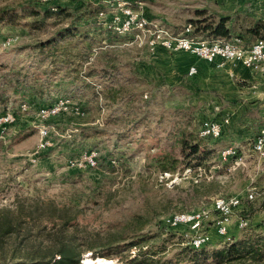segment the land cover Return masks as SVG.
Segmentation results:
<instances>
[{
    "label": "rangeland",
    "instance_id": "obj_1",
    "mask_svg": "<svg viewBox=\"0 0 264 264\" xmlns=\"http://www.w3.org/2000/svg\"><path fill=\"white\" fill-rule=\"evenodd\" d=\"M84 2L92 6L78 12ZM243 2L264 7V0ZM118 7L176 36L200 18L198 11L222 16L217 0H0V11L10 12L0 21V264L46 260L60 250L75 257L73 264H130L140 250L162 251L164 242L152 264H193L178 262L190 247L189 230L166 223L199 210L210 213L211 235L200 248L264 238V156L254 148L264 101L240 110L236 123H225L222 109V139L202 138L213 120L196 102L192 77L173 62L185 52L151 50L149 39H135L138 31L114 33L107 21ZM255 10L230 15L236 23L227 40L264 42L256 41L264 29L260 36L247 32L264 24V10ZM68 28L70 36L58 35ZM194 145L199 154L188 156ZM228 149L234 154L224 155ZM236 196L243 205L225 242L216 234L214 202ZM143 236L158 238L116 252Z\"/></svg>",
    "mask_w": 264,
    "mask_h": 264
},
{
    "label": "built area",
    "instance_id": "obj_2",
    "mask_svg": "<svg viewBox=\"0 0 264 264\" xmlns=\"http://www.w3.org/2000/svg\"><path fill=\"white\" fill-rule=\"evenodd\" d=\"M42 2L49 3L52 0H41ZM102 18H107L102 14ZM133 24H154L148 18L140 14H122L118 12L117 15L111 16V19L107 21L109 29L115 33L116 27H127V34H129V27ZM192 26L184 32H192ZM147 38H149V48L156 50L162 48L169 53L185 52L194 55L206 62L214 63L216 60H220V66L231 64L234 67H243L253 72H261L264 74V42L254 43V45H244L240 40H234V48H227L222 45H197V43H179V35L171 33V37H164L163 30L156 29L155 32H147ZM137 40V36H135ZM9 41V40H8ZM8 45V43H6ZM198 73L196 67H192L189 70V76L193 77ZM64 104V103H63ZM229 121L226 120L225 123ZM223 126L216 121H206L201 130V137L218 140L222 137ZM255 151L261 156H264V129L261 131L259 137L255 142ZM234 153H227L224 155H231ZM242 159H238L237 165H240ZM95 165V163H92ZM254 193L247 195V200H254ZM243 200L236 196L232 198H217L214 202V211L218 214V218L215 221L216 234L225 239V242L231 241L229 236V225L232 217L236 211L242 208ZM209 211L199 210L194 214H188L184 217H173L171 221H167L166 225L173 230L185 229L189 230L186 236L189 238L188 244L197 249L203 246L205 243L211 242V235L205 230V224L210 218ZM249 225V221L243 218L239 219V228L246 229Z\"/></svg>",
    "mask_w": 264,
    "mask_h": 264
},
{
    "label": "crops",
    "instance_id": "obj_3",
    "mask_svg": "<svg viewBox=\"0 0 264 264\" xmlns=\"http://www.w3.org/2000/svg\"><path fill=\"white\" fill-rule=\"evenodd\" d=\"M217 1L219 5H222V15L232 16V14L241 13L244 10H249L251 13L256 11L255 9L262 8L264 10V7H260L256 2L247 6L244 5L243 0ZM245 7L246 9H244ZM213 10L221 9L213 8ZM159 56L155 55L156 58ZM171 58L173 60V57ZM173 62L176 63V68H179L183 76L188 74L192 67L197 68L198 73L192 78H188L190 80L188 83L196 97V102L201 104L209 120L222 123L223 109L228 113V121L236 123V120L241 116L240 110H250L259 104V100L264 101V74L261 72L234 67L231 64L222 67L220 60L209 63L188 53L181 54Z\"/></svg>",
    "mask_w": 264,
    "mask_h": 264
},
{
    "label": "trees",
    "instance_id": "obj_4",
    "mask_svg": "<svg viewBox=\"0 0 264 264\" xmlns=\"http://www.w3.org/2000/svg\"><path fill=\"white\" fill-rule=\"evenodd\" d=\"M91 6V3L84 2L82 3V5H78L77 10L78 12H80L83 9H89ZM57 10L66 11V9L62 7H58ZM8 13L10 12L4 10L0 11V21H2V17L7 15ZM198 15L200 16L198 20L189 21V25H191L193 28L191 34V36L193 35V37L212 41L227 40L231 37V34L234 32V22L236 23V21L233 22V17L229 15H222L219 16L217 19L213 16L208 17L206 11H198ZM261 22L256 23L254 27L250 28L247 31L248 34L252 36H260L262 29H264V24ZM70 30L71 28L65 29L58 35H60L61 37L63 36L64 38L70 36L72 34ZM258 40L264 41V37H261L256 41ZM51 44L52 42L50 41L49 45ZM183 144H186V141H183ZM190 152L191 153L188 156L199 154L200 147L198 145L191 146ZM157 238L158 236L138 237L130 243L119 245L116 252L118 254H121L124 252H129L133 248L139 249L144 244ZM165 246L166 245L164 242V247L163 249H161L162 251L160 252L154 251L153 248H148L144 252L140 250L138 254L130 260V264L155 263L156 261H154V258H156L160 253H163L166 250ZM205 247L200 249H195L192 246L185 248L181 252L184 254V259H181L179 257L180 259L178 262H194L193 264H197L200 262V258H203L205 260V263L206 261L211 259L216 264L231 263L237 260H242L244 258L256 259L258 261L264 260V238L262 237L245 238L240 241L230 243L227 245V247H224L221 250L207 251L208 249ZM54 256H59L60 259L54 262ZM54 256L46 260H35L32 263L18 262L16 264H73L74 262H76L75 257H73L69 252L64 250L58 251ZM162 264H172V260H167Z\"/></svg>",
    "mask_w": 264,
    "mask_h": 264
},
{
    "label": "bare ground",
    "instance_id": "obj_5",
    "mask_svg": "<svg viewBox=\"0 0 264 264\" xmlns=\"http://www.w3.org/2000/svg\"><path fill=\"white\" fill-rule=\"evenodd\" d=\"M120 8L122 9V7H120ZM120 13H122V14H134L133 12H131L130 10H127V9L126 10L122 9L120 11ZM153 29L150 28L149 24H146V26H144V24H133V26L129 27V34H132V33H135L136 31H138L141 34L137 35L135 33V36H137V40H139L141 43H143L149 39V38H147V32H155ZM115 33L118 35H125V34H127V27H116ZM191 34H192V32H184L182 35H179V43H197V45H222V43H223V46H225L227 48H234V41H231V40H214V41L201 40L197 37H193V35L191 36ZM163 35H164V37H171V34L169 32H166V31H163ZM11 42H12V40H9L8 45H10ZM227 153H234V151H233V149H228L227 151L224 152V154H227ZM188 214H190V213H180V214L175 215L174 217H184ZM200 247H202V246H200Z\"/></svg>",
    "mask_w": 264,
    "mask_h": 264
}]
</instances>
